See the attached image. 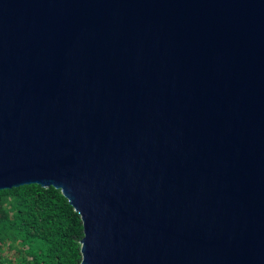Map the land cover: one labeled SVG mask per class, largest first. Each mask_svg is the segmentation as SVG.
Here are the masks:
<instances>
[{
  "label": "water",
  "instance_id": "1",
  "mask_svg": "<svg viewBox=\"0 0 264 264\" xmlns=\"http://www.w3.org/2000/svg\"><path fill=\"white\" fill-rule=\"evenodd\" d=\"M27 184L80 264H264V0H0V190Z\"/></svg>",
  "mask_w": 264,
  "mask_h": 264
},
{
  "label": "trees",
  "instance_id": "2",
  "mask_svg": "<svg viewBox=\"0 0 264 264\" xmlns=\"http://www.w3.org/2000/svg\"><path fill=\"white\" fill-rule=\"evenodd\" d=\"M82 237L80 215L60 189L0 190V264H80Z\"/></svg>",
  "mask_w": 264,
  "mask_h": 264
},
{
  "label": "rangeland",
  "instance_id": "3",
  "mask_svg": "<svg viewBox=\"0 0 264 264\" xmlns=\"http://www.w3.org/2000/svg\"><path fill=\"white\" fill-rule=\"evenodd\" d=\"M11 253V251H8V254H10Z\"/></svg>",
  "mask_w": 264,
  "mask_h": 264
}]
</instances>
